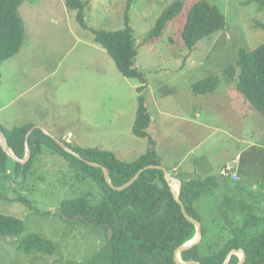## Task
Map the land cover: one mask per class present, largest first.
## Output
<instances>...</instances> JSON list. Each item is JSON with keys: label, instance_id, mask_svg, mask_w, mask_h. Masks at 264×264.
I'll return each instance as SVG.
<instances>
[{"label": "rangeland", "instance_id": "obj_1", "mask_svg": "<svg viewBox=\"0 0 264 264\" xmlns=\"http://www.w3.org/2000/svg\"><path fill=\"white\" fill-rule=\"evenodd\" d=\"M85 1L86 28L65 0H24L19 7L20 50L0 61V128L33 125L31 129L39 127L65 144L111 151L127 162L154 147L161 166L174 177L173 168H179L187 180L210 177L221 182V170L240 166L238 189L217 188L199 197V223L209 234L217 231L226 238L229 231L246 236L263 232L264 116L225 72L236 64L241 49L250 52L264 42L261 3L206 0L221 13L224 29L189 49L181 29L199 0ZM177 1L183 4L181 14L149 39L161 13ZM126 17L144 84L123 77L90 30H123ZM209 77L219 78L217 89L195 94L192 85ZM140 96L152 117L146 132L154 146L132 132ZM13 161L0 171V214L23 220L25 230L0 236V264L87 262L105 243L102 228L67 219L59 208L64 200L81 195L97 204L99 187L48 149L25 176L14 171ZM32 233L53 242L54 254L22 253L19 244Z\"/></svg>", "mask_w": 264, "mask_h": 264}, {"label": "trees", "instance_id": "obj_2", "mask_svg": "<svg viewBox=\"0 0 264 264\" xmlns=\"http://www.w3.org/2000/svg\"><path fill=\"white\" fill-rule=\"evenodd\" d=\"M258 1L264 7V1ZM23 2L24 0H0V61L11 59L20 50L22 35L16 12ZM128 2L131 4L130 0ZM65 5L69 10L77 12L78 23L86 28L84 13L89 2L65 0ZM182 9L183 4L177 1L163 11L149 32V39L160 35L169 22L177 19ZM224 26V19L217 7L211 6L206 0H199L188 10L181 29V38L189 49H193L201 39L222 31ZM90 30L94 34L95 42L112 58L119 73L125 78L139 79L144 84L145 79L135 66L137 49L128 18L125 19L123 30ZM225 72L229 78L236 80V88L240 94L264 116V42L250 52L241 49L236 64L226 68ZM219 83L218 77H209L193 84L191 89L195 94L206 95L217 89ZM143 89L144 86H141L137 90L141 92ZM150 119L144 98L140 96L132 132L137 137L148 139V143L154 146V141L146 132ZM31 127H16L11 131L1 129L9 148L19 158L25 155V135ZM28 144L31 156L25 165L14 162L0 147V171H7V162L13 161L14 171L22 172L25 176L42 150L48 149L63 158L72 170L82 173L83 179H90L101 191V200L95 205L90 204L85 195H81L64 200L59 208L61 216L81 219L88 225L101 227L104 232L103 247L87 262L80 264H176L175 250L194 238L196 229L183 217L162 171L145 170L129 188L118 192L108 186L100 168L91 167L84 162L98 163L107 168L113 186L120 187L145 166H161L154 147L137 160L127 162L119 160L111 151L82 149L67 143L68 147L80 155L83 159L81 161L65 152L39 129H35L28 137ZM215 186L216 180L210 177L202 181L190 180L182 183L181 201L189 217L199 221V197L212 192ZM205 228L202 227L201 241L180 254L181 261L223 264L231 250L242 249L246 254L243 264H264V231L250 236L229 231L230 236L226 238L217 231L209 234ZM24 230L23 220L0 214L1 237L17 236ZM55 248L53 242L34 233L29 234L19 244L21 252L27 255L33 252L53 255ZM238 262L239 257L233 255L229 264Z\"/></svg>", "mask_w": 264, "mask_h": 264}, {"label": "water", "instance_id": "obj_3", "mask_svg": "<svg viewBox=\"0 0 264 264\" xmlns=\"http://www.w3.org/2000/svg\"><path fill=\"white\" fill-rule=\"evenodd\" d=\"M35 129H39V127H34L33 129L29 130L26 135H25V143H24V149H25V155L23 158H19L17 157L9 148V145L7 143V139L5 137V134L3 133V131L0 128V147L2 148V150L4 151V153L12 160H14L15 162L21 164V165H25V163L29 160L30 156H31V150L28 144V137L33 133V131ZM40 130V129H39ZM44 133L47 134V132L45 130H43ZM56 144H58L65 152L71 154L72 156H74L75 158H77L78 160H83L80 155H78L77 153H75L71 148H69L64 142H61L60 140H58L57 138H51ZM86 164H88L91 167L94 168H100L103 172V176H104V180L105 182L108 184V186L114 190V191H124L127 188H129L135 181L136 179L141 175V173L145 170H149V169H155V170H160L162 171L164 178L167 182V184L170 187V190L172 191V195H173V199L175 200V202L179 205L181 213L183 215V217L191 224L194 225L195 229H196V234L194 236V238L187 242L186 244L178 247L175 252H174V261L176 264H199L198 262H183L181 261L180 258V254L184 251H187L189 249H191L193 246H195L196 244H198L201 239H202V227L201 224L199 223V221L189 217V215L186 212V209L181 201V181H179L178 179H176L171 173H169L168 170H166L165 168H163L162 166H156V165H148L145 166L144 168L140 169L135 176L128 181L127 183H125L124 185L120 186V187H115L113 186L111 180H110V175L109 172L107 170V168L101 166L98 163H94V162H89V161H84ZM173 186H176V189L173 188ZM110 232V237L112 236V231L111 229L109 230ZM241 255V257L239 258V262L238 264H243L246 260V254L242 249H234L231 250L228 255L226 256L225 261L223 262V264H229L231 258L233 255Z\"/></svg>", "mask_w": 264, "mask_h": 264}, {"label": "crops", "instance_id": "obj_4", "mask_svg": "<svg viewBox=\"0 0 264 264\" xmlns=\"http://www.w3.org/2000/svg\"><path fill=\"white\" fill-rule=\"evenodd\" d=\"M150 118H151L150 119V122H151L152 117L150 116ZM31 126H33V125H31ZM199 144H203V141L202 142H199ZM239 167L240 166H234L233 164H230L229 166L226 167V169H228V168L230 169L229 172L225 171L226 169L225 170H221V173H219V176L220 177H223L225 180L224 181H221V182H219V181L217 182V180H216L215 189L212 192L208 193L207 195L213 194V192L215 190H217V188H226L228 190H233V191H235L236 189H238L237 184L241 181V179H239V174H238L236 168H239ZM192 168L195 170V166H193ZM187 169H189V168H187ZM173 170L177 174V177H175V178L178 179L179 181H181V183H185V182H188L190 180L189 177H188V180H187L186 179V176L184 174L179 173V168H173ZM224 172H227V175ZM233 175H236L237 176V179L236 180H234L232 178ZM206 178H208V177H206ZM192 180H196V179H192ZM218 193H221V192H218ZM200 201H201V199L198 200V202H200ZM204 202H205V200H204ZM201 209H202V207H201Z\"/></svg>", "mask_w": 264, "mask_h": 264}, {"label": "built area", "instance_id": "obj_5", "mask_svg": "<svg viewBox=\"0 0 264 264\" xmlns=\"http://www.w3.org/2000/svg\"><path fill=\"white\" fill-rule=\"evenodd\" d=\"M226 174H227V173H226ZM232 178H233L234 180H236V179H237V176H236V175H233Z\"/></svg>", "mask_w": 264, "mask_h": 264}, {"label": "bare ground", "instance_id": "obj_6", "mask_svg": "<svg viewBox=\"0 0 264 264\" xmlns=\"http://www.w3.org/2000/svg\"><path fill=\"white\" fill-rule=\"evenodd\" d=\"M174 189H176V186H173Z\"/></svg>", "mask_w": 264, "mask_h": 264}, {"label": "clouds", "instance_id": "obj_7", "mask_svg": "<svg viewBox=\"0 0 264 264\" xmlns=\"http://www.w3.org/2000/svg\"><path fill=\"white\" fill-rule=\"evenodd\" d=\"M170 173V172H169Z\"/></svg>", "mask_w": 264, "mask_h": 264}]
</instances>
